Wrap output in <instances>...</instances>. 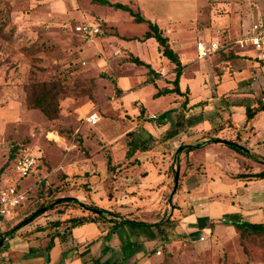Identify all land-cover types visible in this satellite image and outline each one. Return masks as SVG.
Returning a JSON list of instances; mask_svg holds the SVG:
<instances>
[{
    "label": "rangeland",
    "instance_id": "374dc122",
    "mask_svg": "<svg viewBox=\"0 0 264 264\" xmlns=\"http://www.w3.org/2000/svg\"><path fill=\"white\" fill-rule=\"evenodd\" d=\"M39 1L0 0V187L19 185L22 190L25 189L23 191L27 190V199L16 209L14 215L7 218V222L0 229L1 233L5 232L3 237H9L0 247V264H12L8 255L11 257L14 250L23 253L21 247L17 244L14 246L12 242V238L18 231L29 228L28 226L39 218L48 215L59 216L57 207L44 206L41 209L42 215L31 221L33 219L31 214L28 216V221L23 223L24 226L8 235V230L42 204L43 199L38 196V186L42 180H45L47 185L61 186L55 197L72 194L83 196V193H87L88 183L85 181L89 178L85 175L86 179L82 176L79 180L82 172L88 168L89 172L86 174L94 172L99 181L105 177L108 170V172L112 171L111 179L117 180L120 177L118 184L121 187L120 190L118 189L120 192L125 187V180L130 182V185L137 184L148 173L147 168L153 170L155 167L156 170L167 173L166 180L162 183L167 187L161 193V201H158L156 197L151 201H157L160 206L151 208L148 204L135 205V201L123 203L124 207L129 208L127 214L139 220H159L165 213L174 212L175 198L182 206L185 181L189 187L196 181L191 176L186 177L193 163L191 160L187 163L185 158L186 156H206V149H198L195 153H182L181 162L175 163L174 154L179 142L165 143L166 140H163L170 125L161 132H156V135H153L154 137L141 149L139 156L146 157L142 162L129 165L125 157L127 130L135 129L142 132L145 128L144 124H147L151 130H155L156 125L160 123L152 114L160 116L166 110H171L167 114V119L169 118L172 124L178 116H181L184 125L194 116L199 120L204 119L206 110H215L219 104L216 101L220 98L212 97L211 91L216 90L223 82V79L218 77L222 73L220 70L227 71L230 68L228 64H223L221 61L239 56L236 52L240 48L233 43V40L247 33L252 23L264 11V0L252 2L248 0H119L135 11H139L150 21L157 23L165 36L167 34L171 36L176 49L182 52L180 53L182 58L192 60L188 68H192L193 65L197 67L199 62L193 53L187 55L184 44L187 47L189 41L195 42L200 37L209 36L211 39L217 38L220 43H227V46L215 54L217 63L214 68L217 73L208 74L205 83L201 82V86L209 92L207 91L206 96L199 98L200 102L196 105L198 113L189 115L192 107L184 106L182 104L184 98L177 94H171L162 107L152 99L150 87L145 86L137 91L147 107L144 112L145 118L141 119L137 118L138 116L133 118L128 114V109L122 102V90L116 91V88L120 87L119 82L105 78V69L93 65L98 56L99 41L106 43L109 40L108 33L103 32L106 27L101 23L102 35L97 38V42H90L88 48L81 53L86 60L78 55L77 44L82 42V37L77 33H66L65 25L58 23L57 25L56 21L42 17L44 4ZM89 2V0L77 2L69 0L70 7L74 5L70 19L73 22H68L71 25L70 28L75 30V26L80 22L94 23L93 17L85 16L82 11L76 10V5L79 8H94ZM97 8L100 13H107L108 19L119 21L120 30L128 34L143 35L149 29L148 23L134 22L127 11L102 5ZM125 45L130 46L137 55L139 53L155 67L162 60L166 65H172L168 57L161 56L158 43L154 38H148L144 42L132 40L125 42ZM110 47L108 45V53L113 52ZM115 64L113 62L111 65L115 66ZM142 69H144L142 66L135 65V70L138 72L135 79L131 81L134 86H139L145 81ZM54 77L64 78L68 92L60 100L59 118L50 123L39 109L28 106L27 89L34 80H48ZM152 78L154 79V76ZM188 98L191 99L190 94ZM131 106L130 109L133 110ZM92 112H98L100 116V121L96 125L85 120V117ZM58 126L66 128L67 131L59 132L55 129ZM105 126L109 128L108 132L105 131ZM100 130L107 134V138ZM143 134L147 136L146 133L143 132ZM207 136L209 140L213 139L212 135ZM14 152L36 156L39 167H36L30 175L22 176L16 170V160L12 156ZM215 152L209 151L212 154ZM108 158H111L113 164H121L116 172L108 167ZM150 163H153L154 167ZM178 164L180 172L175 189ZM151 182L155 183L156 179H151ZM139 192L138 189L131 192L136 202L138 199L140 201L143 199L141 197L143 195H139ZM108 197H114V191L110 192ZM168 199L169 203H167ZM104 200L96 201V203L103 207ZM178 216L181 219L182 213ZM22 233L24 234V231L20 235H23ZM175 241L178 242L171 246L173 259L170 264H264V237L241 238L237 231L227 229L203 241L199 238L194 241L190 239ZM159 245L158 242L157 246ZM4 248L9 253L2 255V252H5ZM16 259L18 264H27L26 257ZM90 264L100 263L96 260Z\"/></svg>",
    "mask_w": 264,
    "mask_h": 264
},
{
    "label": "crops",
    "instance_id": "0c3cea01",
    "mask_svg": "<svg viewBox=\"0 0 264 264\" xmlns=\"http://www.w3.org/2000/svg\"><path fill=\"white\" fill-rule=\"evenodd\" d=\"M73 1L77 2L83 0ZM89 1L90 6L94 8H79V6L77 7L76 5V10L82 11L85 16L88 15L93 17L94 23L90 22L93 26L100 27L102 23L104 27H106L103 29V32L105 31L108 33L109 39L106 43L99 41L97 45L98 56L93 65L105 69V78L113 80L114 82H119L120 87L118 88L122 90V102L124 107L128 109V114L132 115L134 118L139 116L142 107L147 110L146 102L137 94V91L145 86L150 87L152 99L156 100L162 107H164L167 98H169L171 94H177L184 98L183 95L176 92L164 93V90L173 87L172 81L175 78V64L173 62H170L172 65H166L162 60L161 63L155 67L138 53L140 58L152 65L154 72L149 73L147 67L127 61L130 52L136 53L130 46L125 45V42H131L132 40L144 42L145 40L136 38L143 37L147 30L143 35L128 34L120 30L119 21L108 19L107 13H100L97 7L102 5L116 10L122 8L95 3L92 0ZM110 1L112 3L124 4L123 1L119 0ZM39 2L44 4V10L42 12L44 16L42 17L50 18L56 21V24L65 25L64 27L67 30L64 31L66 33H77L82 37V42L77 44L78 55L85 58L81 53L85 48H88L90 42L98 41L97 38L103 33L101 29L99 33L92 34L83 33L70 28L71 25L68 22H73L70 19L72 18L71 12L74 11L72 9L74 5L70 7L68 3L69 0H40ZM127 12L132 20L136 22L134 16L129 11ZM65 22L66 24H64ZM136 23L147 24L146 22ZM78 24L84 23L80 22ZM166 36H168L171 46L180 55L182 52L176 49L174 40L168 34ZM151 38L157 41L155 37H150V39ZM198 40L219 42L217 38L211 39L209 36L205 38L200 37L195 42L189 41L190 43H188L187 47L186 44H184V51H186L187 55L193 53L199 62L197 67L193 65L192 68H188L192 60H185L180 55L182 62L185 64L180 78V87L182 90L189 89L188 95L190 94L191 99L188 106L190 108L192 107L189 114L191 116L198 113V106L196 105L200 102L199 98L206 96L209 92V90H205V88L201 86V82L205 83L208 74L213 75V72L214 74L217 73L214 68V65L217 63L216 53L210 57L200 59L196 49V42ZM157 43L161 56L166 57L163 55L158 41ZM220 44L224 47L227 46V43ZM108 45L111 46L110 48L113 49V52H107V50H109ZM239 48L240 49L236 52L239 56L231 60L221 61L223 64H228L230 68L227 71L220 70V73L221 71L222 73L218 77L222 78L223 82L218 85L216 90L213 92L211 91L212 97L216 96L218 99L220 98V100L216 101L217 103L219 102L217 108L215 110H206L204 112L205 118H202V121L196 119L195 116L190 118L188 123L184 125V129L176 136L164 141L165 143L169 141H174L172 143H175V141H177L180 145L181 142L190 143L197 139L209 140L207 135H212L213 138L236 142L249 152L254 153L258 158H264V110L259 111L251 121L246 122V107L248 105H256L260 98H262L264 102V62L255 59L250 51L244 50L240 46ZM113 62L116 63L115 66L111 65ZM135 65L144 68L142 70L143 74H145V81L139 86H134L131 82L135 79L138 72L135 70ZM161 67L165 68L163 73L160 71ZM225 68H227V66H225ZM230 70H232V72H230ZM152 76H154V79L150 81ZM127 96H129L128 99ZM221 98L223 100H221ZM130 105H132L131 107H133V110L130 109ZM154 114L155 113L152 115ZM167 121L168 123L156 125L155 130H151L147 124H144V127L148 132L156 135V132H161L162 129H166L172 124L169 118ZM221 122L227 123L225 127L219 129L218 126ZM108 129L105 126V131L107 130L108 132ZM100 131L103 136L107 138V134L102 130ZM209 142L210 140L191 152L195 153L198 149H206V156H186L185 158L186 162L191 160L193 163L192 168H189L187 171L188 174L186 177L191 176L196 181L193 186L190 187L186 184L187 181H185L183 185L185 189L183 191L185 193H183L181 199V207L184 213L180 221L170 227L173 232L186 235L192 241L198 238L201 240L200 237L202 235H206L204 239L206 240L211 236L225 232L227 229L236 231L234 225L231 223L233 221L240 220L264 224V178L244 179L238 176V174L242 172L263 171L264 162L260 161L258 158L238 152L224 144L217 142L212 144ZM209 151L216 152L212 154L209 153ZM145 158V156H139L140 162ZM109 159L111 158H108V161ZM150 164L154 167L153 163ZM108 167L111 168L109 162ZM146 170H148V173L142 177L137 184L130 185V182L125 180V187L119 192L121 189L118 185L120 183V177H118L117 180L111 179L110 173H112V171L108 172L107 170L105 177L97 181L94 172L86 174V172H89V169L86 168L84 172H82L83 174L79 176V180L82 176L85 177V175L89 178L86 179L87 177H85L86 181L83 179V181L88 183L87 193H83V196L78 194H72V196L84 202H96L105 199L104 204H102L103 208L119 211L121 213H127L129 209L128 207H124L123 203H133L134 201L135 205H140L139 203H141L142 205L148 204L151 208L158 207L160 205L157 201H151H153L155 197L158 198V201H161V193H163L167 187L165 184H162L166 180L167 173H162L156 170L155 167L153 170L150 168ZM154 170H156V172ZM77 173L80 174L81 172ZM66 179L68 180V178ZM124 179L126 178L124 177ZM151 179H156V182L152 183ZM124 182H122V184ZM16 187L22 190L19 185ZM136 189L140 190L138 193L139 195H143L141 196L143 199L141 201L138 199L137 202L135 197L131 194V192ZM113 191L114 197L109 198L108 194ZM72 212L75 214L84 213L82 209H73ZM57 217L58 216L54 217L48 215L39 218V220L35 221L31 226H28L29 228L26 227L17 232L16 236L12 238V242H14V246H20L23 253L22 251L14 250L15 252L13 251L11 257L8 255V259L12 264H18L17 257H26L25 260L27 264H44L46 262L47 251L44 246L48 243L49 236L47 234L50 229L38 230L37 227L44 226L48 220H54ZM145 221L148 223L151 222L149 220ZM62 229L63 227L59 229L62 231V234L54 239V245L50 251V262L48 264H90L96 260L100 264H106L108 262H113L115 258L121 257L122 251L120 247L127 242L134 243L135 253L128 259L130 264H155L158 261V250L155 254L153 251L157 247L159 235H155L157 229H152L149 226L124 224L111 235L110 239L106 238L107 230L102 231L95 223H87L75 227L72 229L71 234L67 235H64ZM22 231H24V234L22 233L23 235H20ZM177 242L178 241L171 242L170 246H173ZM4 253L7 254L9 252L5 250V252H2V255H5Z\"/></svg>",
    "mask_w": 264,
    "mask_h": 264
},
{
    "label": "trees",
    "instance_id": "16d2710c",
    "mask_svg": "<svg viewBox=\"0 0 264 264\" xmlns=\"http://www.w3.org/2000/svg\"><path fill=\"white\" fill-rule=\"evenodd\" d=\"M95 3H100L104 5L114 6L116 8H122L124 10L129 11L133 16L136 22H146L148 23L149 29L144 33L143 37H138L136 39L139 40H146L150 37H155L156 40L159 42L162 53L166 57H168L174 64H175V78L172 81L173 87L167 88L164 90V93H173L176 92L180 95L184 96V100L182 104L187 106L189 104L188 93L189 89L182 90L180 87V78L183 73L185 64L182 62L180 55L176 52V50L171 46L169 42L168 36H165L158 26L157 23L150 21L148 18L143 16L139 11L133 10L126 4L122 3H112L110 0H92ZM127 61L134 62L138 65H142L148 68V72H154L152 65L138 55L130 52L129 56L127 57ZM264 62V61H263ZM153 78L150 79V81ZM118 92L121 91L120 88L117 87L116 89ZM68 92V86L66 85L64 78L61 77H54L48 80H34L32 81L27 89V103L28 106L31 108L39 109L48 119L50 123L57 120L60 116V100L61 98ZM261 110H264V102L262 98L258 100L256 105H248L246 107V122H249L253 119V117ZM171 110L164 111L160 116H156L157 121L159 123H166L167 122V114ZM144 112L145 108L142 107L141 113L137 118L144 119ZM148 121V119H145ZM227 122H221L219 124V129L225 127ZM184 120L181 119V116H178L173 124L168 128L163 136V140H168L174 136H176L180 131L184 129ZM61 133H64L66 128H62L58 126L55 128ZM144 133L147 136H144ZM127 138V150H126V160L128 161L129 165H136L140 163L139 153L141 149L147 145L150 139L154 136L150 132H148L145 128L141 131L139 130H130L126 133ZM204 137V136H203ZM209 140H202L197 139L194 142L185 143L181 142V144L177 147L176 152L174 154V162L180 163L181 162V154H189L190 152L194 151L196 148L202 146ZM213 142L224 144L232 149H235L238 152L244 153L254 158H258L254 153L249 152L243 146L239 145L233 141H227L219 138H213ZM21 153L14 152L12 153L13 158L16 160ZM260 161L264 162V158H258ZM109 164L114 172L117 171V168L121 164H113L111 159H109ZM189 163V160L187 161ZM40 164H37L36 167H39ZM239 177L244 179H258L264 178V170L260 172H242L238 174ZM65 177V175H64ZM38 196L43 199V202L39 207H37L33 212L26 215L24 219H22L19 223H17L13 228L8 230V235L12 232L18 230L20 227L24 226V220L28 219V216L33 214V221L38 216L42 215L43 212L41 209L44 206H48L51 208H58L59 209V216L54 220H48L46 225L37 227L38 230H46L50 229L48 243L44 246L45 250L47 251L46 262L44 264H48L50 262V251L54 245L55 237H58L62 234V231L59 229L63 227L64 235L71 234L72 229L75 227L82 226L87 223H95L98 227L105 231L107 230L106 238L110 239L111 235L121 226L124 224L134 225V226H149L152 229H157L155 235H159L158 242L160 243L157 246L156 250L153 252L156 253L159 250L161 253L158 256V261L155 264H170L171 260L173 259V250L171 249L170 243L175 240L186 239L189 238L186 235H182L179 233L173 232L170 227L174 226L178 221H180V217L178 216L182 213V207L178 202V199L175 198L174 204L175 209L172 214L165 213L162 218L159 220H152L151 222H147L145 220H139L136 218H131L127 213L121 212H113L102 206L98 205L94 201L84 202L79 200L78 198L72 195L66 196H59L55 197V194L60 190V185L50 184L47 185L45 180H42L38 186ZM176 195V193H175ZM169 203V199L167 200ZM21 206V205H20ZM73 209H82L84 213L82 214H75L71 213ZM30 221V220H29ZM30 221V222H31ZM155 221V222H153ZM28 222V223H30ZM27 223V224H28ZM236 231L239 233L241 238H251V237H264V224L263 223H256V222H249V221H233L231 222ZM4 233L0 232V239L4 236ZM161 249H160V248ZM122 255L119 258H115L113 262H109L110 264H130L128 259L131 258L135 251H134V243L127 242L121 245Z\"/></svg>",
    "mask_w": 264,
    "mask_h": 264
},
{
    "label": "built area",
    "instance_id": "2783aa9c",
    "mask_svg": "<svg viewBox=\"0 0 264 264\" xmlns=\"http://www.w3.org/2000/svg\"><path fill=\"white\" fill-rule=\"evenodd\" d=\"M255 1V0H248ZM77 31L83 33L96 34L100 32L99 26H93L91 24H78L75 26ZM233 43L239 45L244 50L251 52V55L259 60L264 61V11L262 15L255 20L247 33L243 34L239 38L233 40ZM224 46L217 41L206 42L204 40H198L196 42V49L198 57L204 59L218 52ZM164 67L160 68L163 73ZM157 115H153L156 117ZM85 120L91 124H96L100 120L98 112H92L85 117ZM38 164L37 157L32 154H21L15 161L16 170L21 173L22 176H28L36 168ZM27 199V191L18 189L16 186L0 187V229L7 222V218L12 216L25 200ZM201 240L205 239V236L200 237ZM158 254L161 252L158 250Z\"/></svg>",
    "mask_w": 264,
    "mask_h": 264
},
{
    "label": "water",
    "instance_id": "95a60500",
    "mask_svg": "<svg viewBox=\"0 0 264 264\" xmlns=\"http://www.w3.org/2000/svg\"><path fill=\"white\" fill-rule=\"evenodd\" d=\"M179 172H180V169H179V164L177 165V170H176V175H175V189H176V186L178 184V179H179ZM173 206V205H172ZM34 216V215H33ZM31 216V217H33ZM29 219V218H28ZM28 219L24 220V223L26 221H28ZM7 239V236L3 237L1 240H0V247L5 243Z\"/></svg>",
    "mask_w": 264,
    "mask_h": 264
}]
</instances>
